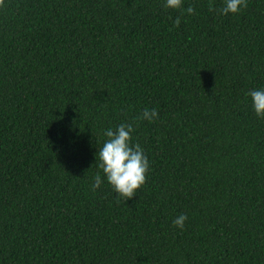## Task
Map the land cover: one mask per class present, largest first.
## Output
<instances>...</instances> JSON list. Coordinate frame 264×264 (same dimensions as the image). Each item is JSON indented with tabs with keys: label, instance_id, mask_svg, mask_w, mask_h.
Instances as JSON below:
<instances>
[{
	"label": "trees",
	"instance_id": "trees-1",
	"mask_svg": "<svg viewBox=\"0 0 264 264\" xmlns=\"http://www.w3.org/2000/svg\"><path fill=\"white\" fill-rule=\"evenodd\" d=\"M221 6L6 0L0 264H264V117L246 95L264 88V0ZM121 123L149 163L127 200L97 167Z\"/></svg>",
	"mask_w": 264,
	"mask_h": 264
},
{
	"label": "clouds",
	"instance_id": "clouds-1",
	"mask_svg": "<svg viewBox=\"0 0 264 264\" xmlns=\"http://www.w3.org/2000/svg\"><path fill=\"white\" fill-rule=\"evenodd\" d=\"M184 0H163V8L181 10ZM246 0H222V6L218 9L219 15H237ZM6 6V0H0V8ZM209 10L212 11L210 5ZM192 6L182 9L181 15H192ZM181 22L180 16L173 20V26ZM250 98L252 110L258 118L264 117V88L254 89L246 93ZM138 120L149 123L157 119L155 108H145L137 117ZM132 124L121 123L115 129L109 127L103 130L105 137L102 146L98 150L97 167L103 173V178L120 198L125 200L134 195L135 190L145 182V173L149 168L147 157L139 144L131 142ZM97 152V151H96ZM100 172L96 173L91 183V190L95 191L101 186ZM187 220L185 214H179L172 220L174 227L183 230L184 222Z\"/></svg>",
	"mask_w": 264,
	"mask_h": 264
}]
</instances>
